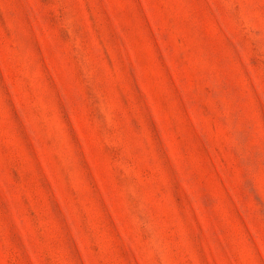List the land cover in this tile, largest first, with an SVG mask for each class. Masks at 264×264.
Returning a JSON list of instances; mask_svg holds the SVG:
<instances>
[{
	"label": "rangeland",
	"instance_id": "obj_1",
	"mask_svg": "<svg viewBox=\"0 0 264 264\" xmlns=\"http://www.w3.org/2000/svg\"><path fill=\"white\" fill-rule=\"evenodd\" d=\"M0 264H264V0H0Z\"/></svg>",
	"mask_w": 264,
	"mask_h": 264
}]
</instances>
